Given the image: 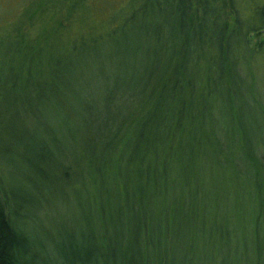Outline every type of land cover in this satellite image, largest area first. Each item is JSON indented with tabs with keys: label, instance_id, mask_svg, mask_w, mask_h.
I'll use <instances>...</instances> for the list:
<instances>
[{
	"label": "trees",
	"instance_id": "obj_1",
	"mask_svg": "<svg viewBox=\"0 0 264 264\" xmlns=\"http://www.w3.org/2000/svg\"><path fill=\"white\" fill-rule=\"evenodd\" d=\"M82 1H35L30 24L40 19L20 35L15 96L0 90V264H200L207 231L229 242L231 218L248 213L260 254L264 136L244 129L250 107L237 101L247 86L260 106L238 70L236 51H249L241 23L226 30L221 0H121L85 22L91 74L56 54L36 73L41 42L65 39ZM114 33L122 53L110 79L94 48ZM135 52L146 60L129 81ZM88 76L100 78L99 96ZM123 89L129 103L113 105Z\"/></svg>",
	"mask_w": 264,
	"mask_h": 264
},
{
	"label": "rangeland",
	"instance_id": "obj_2",
	"mask_svg": "<svg viewBox=\"0 0 264 264\" xmlns=\"http://www.w3.org/2000/svg\"><path fill=\"white\" fill-rule=\"evenodd\" d=\"M35 1L36 0H0V78H3V81L0 82V84H2L0 90L2 93L4 91V94L10 93L15 96L16 91L15 89L13 90L12 81L19 83V79H17V77L20 76L18 67H20L21 63L26 62L25 53H23L22 50H18L20 48V35L24 32H30L29 30L32 29L31 26L38 25L40 19L30 24L32 19L28 17V14L30 12L29 10H33L32 7L35 8L37 4H35ZM221 1L228 13L227 18H225L223 22L227 24L226 30L231 31L239 22L241 23L242 31L247 41V46L245 48L249 51L244 52L241 46L239 48L243 53H238V51H236L239 58L238 70L242 75L246 76L247 81L255 88L256 100L260 104L261 113L264 114V13L262 10L264 8V0ZM120 2L121 0H83L82 7H80L81 10L88 12V17H84L83 15H86V13H82L80 9L75 12L71 11L70 16L73 14V18H71V23L65 29L66 38L64 39L62 36L56 37L52 33L48 34L50 37L47 43L41 42L42 45L47 44V46L43 48L39 57L34 59L35 62H39L38 64H34L35 72L37 73L40 70L42 64L45 67L46 62L51 61L53 55L56 54V56L63 55L64 60H62V62L68 64L73 71L78 72L82 68L88 69L86 73L91 74L92 71L89 68L94 67L93 63L95 62L94 55L89 54V52H92V49L88 46L85 48L80 46L81 40L88 34L85 22L95 23L101 19L107 18L109 9L112 7L116 8ZM85 6L90 8V13ZM90 28L91 32H95V27L90 26ZM117 34L118 33L102 35L94 48V52L97 53L98 62L100 63L101 59L106 65V68H103L108 70L110 79H112L115 70H117L116 64L122 53L117 50L118 46L115 41V39H117ZM35 37L36 35H28L27 40L29 44ZM68 37H73L72 42L68 41ZM79 37L81 38L78 40ZM99 55L101 57H99ZM127 57L129 64L130 60L132 61V67L137 66V69L133 72L129 69L127 70L128 75L126 80L130 81V75L136 76L138 73H142L139 66L144 63L143 59L145 57L146 60V56L141 52H135L134 54H129ZM91 77L92 76L85 77L82 82H91L92 84L87 89L89 92L91 91L94 93V96H99V94L102 93L100 78L98 77L91 80ZM98 85L100 86V91ZM124 90L125 89L121 90L120 93L124 95L123 97L115 94L117 96L113 101L116 100V102L113 103V105H124L129 103L127 96L128 92ZM83 92L85 91L83 90ZM241 92L243 96H240L237 101L241 107H246L248 104V107H250L249 114L252 116L249 117L243 112L242 125L246 131L251 132L254 130L255 133L259 132L263 137L264 122L259 113V107H257L258 103L255 104L253 102L254 96L248 91L247 86L243 87ZM84 95L86 94L84 93ZM86 97L88 98V96ZM114 109L115 106H111L110 112H114ZM3 111L5 110H2V112ZM218 115L219 111H216L213 116L217 117ZM205 117H207V115H205ZM220 118H222V116ZM217 123L218 125L222 124L221 121ZM211 176L219 178L218 174H210L207 180L214 181ZM247 176V181L255 188L253 175L247 174ZM227 179L228 177L226 176L224 180ZM224 188L221 192L224 191ZM250 188L251 186H248V189ZM250 210H252V206H250ZM252 221H254L252 213L251 215L248 213V216L245 217L244 215L243 217L240 215L232 217L230 224L233 223L231 225L233 235L231 234L232 236H230L229 242H227V233L224 232V234L220 235L221 232L219 231L215 233L213 231H207L204 240H200L197 243L196 259L198 262L200 264L203 262L206 264H264V239H262L260 244L262 246V252L258 254L256 249L258 243L254 240L252 232ZM243 223L244 226L242 228ZM223 227H225V225L222 221L220 222V229L222 230ZM227 230L230 233V227H227Z\"/></svg>",
	"mask_w": 264,
	"mask_h": 264
},
{
	"label": "flooded vegetation",
	"instance_id": "obj_3",
	"mask_svg": "<svg viewBox=\"0 0 264 264\" xmlns=\"http://www.w3.org/2000/svg\"><path fill=\"white\" fill-rule=\"evenodd\" d=\"M226 10V9H225ZM263 10V13H264V8L262 9Z\"/></svg>",
	"mask_w": 264,
	"mask_h": 264
}]
</instances>
